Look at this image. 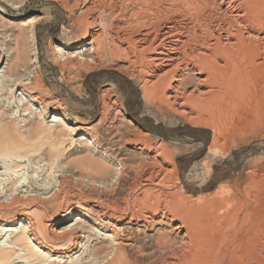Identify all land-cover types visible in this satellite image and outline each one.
<instances>
[{
	"label": "bare ground",
	"instance_id": "obj_1",
	"mask_svg": "<svg viewBox=\"0 0 264 264\" xmlns=\"http://www.w3.org/2000/svg\"><path fill=\"white\" fill-rule=\"evenodd\" d=\"M52 1L67 8L85 31L97 21L102 23L104 17H109L111 23L107 34L95 29L86 32L89 38L65 42L68 49L79 48L82 52L65 58L63 68L100 67L111 56L118 68L127 67L130 77L141 76V87L149 98L158 99L160 105L194 125L212 123L223 135V130L228 131L236 121L248 127L264 124V0H192L190 3L195 6L188 16L176 15L170 8L159 10L155 7L159 0ZM140 3L154 16L133 23L131 17L138 14ZM110 15L116 19H110ZM135 25L139 28L133 30ZM83 54L87 57H81ZM32 63L37 75L28 74L20 82H13L16 89L21 88L32 102L39 103V113L47 115L54 111L51 127L71 121V143L89 139L94 145L105 146L98 132L104 117L94 124L74 121L55 108L50 110L38 89L43 86L39 61L33 59ZM5 74L6 70L0 69V77ZM193 83L196 85L192 86ZM116 100L110 99L106 106H112ZM7 119L6 113L0 111V124ZM145 136L138 131L121 138L146 155L137 164L135 180L126 192L115 191L127 171L122 159L114 155L121 163V171L111 183L105 180L101 182L104 186L97 185L98 178L109 175L106 169L98 177L83 172L82 177L74 178L76 174L70 166L59 175L52 195L43 197L50 199L47 202L52 209L44 205L41 213L36 214L30 206L22 210L21 218L0 217V236L6 237L7 242L4 247L0 245V264H252L255 259L264 260L262 231L254 228L257 224L251 218V189L264 180V171L246 181V211L237 208L239 202L234 206L232 200L225 199L222 188L224 192H217L221 199L192 198L174 189L179 178L166 146L148 142ZM220 141L217 135L211 148ZM21 157V153L1 155L0 167L8 170L12 160L20 161ZM21 178L19 184L23 183ZM73 182L74 189L70 188ZM233 198L238 201L235 195ZM1 199L0 213L18 201L24 203L20 195L12 196L7 203ZM53 206L63 212L52 221ZM74 219L75 223L65 225ZM17 220L21 222V231L14 227ZM94 225L111 234L110 242L107 238L110 244L94 248V260L87 257L69 261L77 247L83 249L82 240L93 235Z\"/></svg>",
	"mask_w": 264,
	"mask_h": 264
},
{
	"label": "rangeland",
	"instance_id": "obj_2",
	"mask_svg": "<svg viewBox=\"0 0 264 264\" xmlns=\"http://www.w3.org/2000/svg\"><path fill=\"white\" fill-rule=\"evenodd\" d=\"M191 1L159 0L155 7L161 11L170 8L171 11L176 12V15L183 13V16H188L195 6L191 5ZM138 10V14L131 17L133 23L138 19H150L154 16L145 10L142 3L139 4ZM111 18L116 19L114 15H110ZM105 19L106 17L102 19V23L97 21L85 31L82 25L75 22L73 14L55 1L0 0V69L6 70L5 77H0V111L6 113L8 118L5 123L0 124V156H15L18 153L23 156L20 161L12 160L11 170H6L4 166L0 167V184H2L0 199L2 198L4 203L14 195H20L24 199L23 205L18 201L8 208L9 210H2L0 217L6 220L21 218L22 210L30 206L36 214H40L44 205H50L47 202L50 199L43 197L52 195L53 188L59 184V175L70 166V170L76 174L74 178L82 177L83 172L98 177L106 169L109 175H106V178H98L97 185L104 186L101 182L106 181L111 183L113 176L121 171V163L114 155L122 159L127 171L122 184L115 191L119 194L126 192L135 180L137 164L145 159L146 155L138 147L125 144L121 138L138 131L146 134L144 137L146 141L162 143L171 153L176 166L175 173L179 178V183L174 189L183 191L182 193L192 198L218 196L217 199L219 196L220 199L222 198L221 193H218L225 191V199L232 200L231 204H235L234 206L238 202L241 203L242 206L238 204L237 208L243 207L246 211L248 205L245 203L248 201V196L245 189L249 188L247 182L264 171V124L248 127L236 121L228 131L223 130V135L218 134L212 123L194 125L173 114L166 106L160 105L158 99L155 101L156 99L149 98L141 87V76L137 74L130 77L127 67L123 66L119 69L113 64L111 56L100 67L90 66V68L88 65H83L77 69L63 68L65 58L70 54L82 52V49H68L63 44L70 40L89 38L86 32L89 34L95 29H101L107 34L111 23L109 17ZM137 28L139 25L132 27L133 30ZM81 57L87 56L83 54ZM33 59L39 61L43 86L38 89L46 97L50 110L55 108L74 118L72 119L74 121L94 124L104 117L98 126V132L100 141L104 142L105 146L94 145L89 139L71 143L68 134L71 121L66 122V125L60 122L59 126L51 127V115L54 111L47 115L39 113V103L32 102L21 88L16 89L17 85L14 86L13 82H20V79L27 78L31 74L37 75L36 67L32 63ZM195 85L196 83L192 84ZM110 99L117 100L112 106H106L110 104ZM217 135L221 141L216 147L211 148ZM223 142L226 143L223 145ZM47 149L49 150L45 153ZM19 178L23 183L19 184ZM259 181L255 184V189L253 186L251 189L254 193L251 201V218L252 223L257 224H254V228H261H257V231H262L260 237L262 236L263 239L264 180ZM73 184L74 182L70 186L72 189L76 187ZM221 188L225 190L222 191ZM113 189L115 188L112 187ZM230 190L234 193L231 191L233 193L231 194ZM234 195L237 199L240 195L241 201L235 200ZM62 205L64 206V202ZM62 212L55 209L51 220L59 219ZM75 221L76 219L64 224L68 225ZM20 224L19 220L14 223L17 231L22 229ZM89 224L92 226V223ZM93 227L96 228L93 230V235L82 240L83 249L77 247L69 261L76 258L81 261V258L85 260L87 257L94 260L96 257L92 255L94 248L110 244L111 234L95 225ZM1 237L3 236H0V245L4 247L7 244L6 237L3 240ZM253 263L264 264V260L255 259Z\"/></svg>",
	"mask_w": 264,
	"mask_h": 264
}]
</instances>
